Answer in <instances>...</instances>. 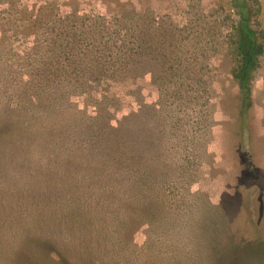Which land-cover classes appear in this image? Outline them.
<instances>
[{"label":"rangeland","instance_id":"rangeland-1","mask_svg":"<svg viewBox=\"0 0 264 264\" xmlns=\"http://www.w3.org/2000/svg\"><path fill=\"white\" fill-rule=\"evenodd\" d=\"M134 57L161 76H121ZM0 264H264V0H0Z\"/></svg>","mask_w":264,"mask_h":264},{"label":"trees","instance_id":"trees-1","mask_svg":"<svg viewBox=\"0 0 264 264\" xmlns=\"http://www.w3.org/2000/svg\"><path fill=\"white\" fill-rule=\"evenodd\" d=\"M241 10L242 9L238 10L240 18L238 21L237 37L234 41L238 68L233 73V78L236 81V84L238 85V88H239V97H238V101L236 104L237 118H236V123H235V129H236V133L238 137V158H239L240 164L243 167V169L241 170V177H240L242 179L245 175L246 176L250 175L253 178H256L259 175L258 173L260 172L252 164V153L250 150V143H249L250 133H249L248 111L252 105V97H251L252 75L256 68L257 58L262 53L259 51L260 45H257L256 40L252 37L253 33L249 29L248 18L244 17ZM72 55H76V57H78V55L80 57L85 56L83 53L79 51H77L76 53H73ZM145 55L149 58V60L151 61L153 60L152 63L157 61L156 54L153 55L152 52H148ZM136 57L130 60L120 58L119 62L122 63V66L120 67V70H119L121 76H126L131 79H136V78L144 76L145 74H148L152 77L153 80L156 78V76H161L162 74V72H160L161 67L157 69L156 67H153V65H148L147 63H144V62L138 63V61L142 59L140 58L136 61L135 60ZM92 59H96V58L92 57ZM163 59H164V56L160 58V62L163 63L164 62ZM193 77L196 78L197 77L196 74H194ZM195 82L196 81H194V83L189 85V91L190 93L192 92L189 100L190 101H194V99L196 100V97L193 96L196 90L194 86L200 85L202 95L203 93L206 95V98L204 99V104L208 105L209 104V99H208L209 89L205 82L203 73H202V77L198 78L197 83ZM201 85H204V88H202ZM242 186L244 187L245 185L242 184Z\"/></svg>","mask_w":264,"mask_h":264},{"label":"crops","instance_id":"crops-1","mask_svg":"<svg viewBox=\"0 0 264 264\" xmlns=\"http://www.w3.org/2000/svg\"><path fill=\"white\" fill-rule=\"evenodd\" d=\"M229 153H230V155L233 156V157L237 155L236 152H235V150H234V147H233V148H232V147L229 148ZM236 158H237V156H236ZM239 163H240V162H239V158H237V165H236V166H239Z\"/></svg>","mask_w":264,"mask_h":264}]
</instances>
